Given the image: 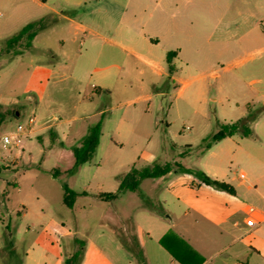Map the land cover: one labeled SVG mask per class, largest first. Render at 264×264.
<instances>
[{
  "label": "rangeland",
  "instance_id": "374dc122",
  "mask_svg": "<svg viewBox=\"0 0 264 264\" xmlns=\"http://www.w3.org/2000/svg\"><path fill=\"white\" fill-rule=\"evenodd\" d=\"M193 3L197 37L183 44L194 58L189 66L185 59L176 63L178 80L160 76L155 67L131 58L120 70L112 96H99L92 87L84 92L86 102L93 95L100 107L114 106L113 117L121 118L122 130L114 143L103 139L92 159L77 168L73 149L80 147L98 117L58 126V121L52 120L48 129L37 132L38 124L36 131L19 135L5 148L1 143L3 136L15 134L17 124L25 123L31 114L27 106L32 90L29 57L16 54L26 47V41L13 48L7 42L27 23L39 22L48 13L35 7L31 0H0V168L4 169L0 174V264L19 263L20 258H14L13 253L24 258L28 251L37 250L36 244L45 237L58 238L62 252L68 253L70 245L63 247L67 240L60 239L63 224L71 238L87 244L97 238L101 222L114 220L116 213L129 227V220H133L134 234L142 240L148 235L158 238L162 228L170 229L180 232L190 248L204 245L207 255H214L229 242L214 240L219 231L216 228L188 227L178 216L174 200L164 191L166 182L160 179H145L138 192L123 191L112 202L93 195L118 192L120 178L132 167L178 162L192 174L212 166L236 172L246 168L238 160L231 165L233 145L228 141L213 145L216 158L205 155L206 145L221 125L235 123L250 112L258 114L251 124L253 134H238L239 139L264 145V41L240 39L244 33L249 37L263 35L264 0ZM181 6L184 10L185 3ZM54 21L55 18L44 17L42 29L46 30L36 45L41 49L47 46L58 54L63 52L59 40L66 35L62 27L51 25ZM225 37L228 51L219 55L218 46ZM160 53L153 57L155 63H159ZM56 86L53 82L50 93H55ZM161 91L168 94L158 95ZM70 92L66 91L65 100L71 102ZM140 96L150 97L127 103ZM17 109L22 113L15 120L13 113ZM76 127H80L79 132ZM55 169L60 171L57 178L50 174ZM63 184L92 196H79L73 209H68L63 204ZM242 199L252 204L260 201L256 196ZM117 230L125 235L122 224L117 225ZM205 230L213 232L211 239L204 236ZM245 239L251 242L247 235ZM87 253H91L89 248Z\"/></svg>",
  "mask_w": 264,
  "mask_h": 264
},
{
  "label": "crops",
  "instance_id": "0c3cea01",
  "mask_svg": "<svg viewBox=\"0 0 264 264\" xmlns=\"http://www.w3.org/2000/svg\"><path fill=\"white\" fill-rule=\"evenodd\" d=\"M31 2L48 13L40 21L44 17L55 18L51 25L62 27L66 35L59 40L62 53L55 54L47 46L41 49L36 45V40L46 29L40 30L32 40L30 48H21L16 53L23 58L29 57V86L32 90L27 106L38 117L37 132L50 128L52 120L58 121V126L98 117V121L102 119L103 122L100 144L103 139L114 143L116 135L122 130L121 118L113 117L114 106L100 107L93 95H89L90 101L86 102L84 92L88 87H92L99 96H112L120 70L131 58L155 67L160 76L166 75L170 79L178 80L176 63L185 59V65L189 66L194 58L193 52L187 51L183 43L197 37L193 25L196 20V4L193 2L196 3L197 0ZM182 2L185 3L184 10ZM262 33L263 35L258 34L257 37L240 34V39L261 42L264 41V30ZM226 41L225 37V41L218 46L219 55L227 54ZM40 50L46 53L43 54ZM159 51L160 61L155 63L153 57ZM65 66L66 70L63 69ZM53 82L57 85L56 91L50 93ZM69 90L71 96L68 98L71 102L65 100L66 91ZM167 94L165 91L158 93L160 96ZM149 97L128 99L127 103ZM21 113L17 109L14 119L18 120ZM79 128L76 127V132L80 131ZM244 139H239L237 134L217 142L214 147L225 141L231 142V165L238 160L246 168L236 172L212 166L202 171L211 179L230 185L232 193L202 184L189 168L186 169L190 173L173 171L174 175L171 172L159 178L166 182L164 191L174 200L178 216L183 218L188 227H213L219 230L214 240H229L214 255H207L204 245L190 248L185 255L188 264H264V145L244 143ZM214 147L206 150L205 157H217L213 152ZM154 180L156 179L152 181ZM156 184L158 185L157 182ZM82 192L87 191L79 193ZM89 194L91 196L92 193ZM245 196H256L260 201L252 204L242 199ZM154 213L158 216V212ZM129 221L130 227L116 213L114 220L101 222L97 238L87 244L83 240L85 247L80 264H179L160 241L167 234H172V240L176 243L179 239L184 240L185 237L180 232L162 228L158 238L148 235L146 240H142L134 234L133 220ZM118 224H122L125 235L118 232ZM62 229L64 233L60 235V239L67 240L63 247L70 245L68 253L62 252L64 249L58 238L50 240L45 237L41 244H36L38 249L28 251L24 258L20 253H13L14 258H20L17 264H65V260L74 250V240L77 238L70 237L71 232L64 224ZM203 232L206 238L211 239L209 237L213 232ZM245 235L251 238V242H247ZM88 248L91 253H87ZM223 252H226L224 256H220Z\"/></svg>",
  "mask_w": 264,
  "mask_h": 264
},
{
  "label": "trees",
  "instance_id": "16d2710c",
  "mask_svg": "<svg viewBox=\"0 0 264 264\" xmlns=\"http://www.w3.org/2000/svg\"><path fill=\"white\" fill-rule=\"evenodd\" d=\"M43 27V20L39 22L29 23L24 26L21 31L11 37L7 45L9 48H13L15 44H19L22 41H26V49L31 47L32 40L40 32ZM15 112L13 117H15ZM258 119V114L252 112L248 113L247 116L235 123L221 125L218 132L211 136L210 142L206 145V149H210L215 143L234 135L240 134L243 137H249L253 134L251 124H253ZM102 119L98 121L95 125L90 127L89 134L83 138L80 147L73 149V154L76 160L77 168L89 162L97 147L100 144V138L102 135ZM3 168H0V173ZM180 173H190L189 169L181 166L178 162L167 163L165 165L153 164L143 168L132 167L131 170L120 178V187L116 193H98L94 196L105 202H112L115 200L119 193L123 191L138 192L140 190V184L145 179H159L169 173L176 171ZM54 178H57L60 174L58 169L50 172ZM202 184L206 186H212L218 190L227 191L232 193V187L224 182L211 179L204 172L193 173ZM63 204L68 209H73L76 200L79 196H89L87 192L79 193L71 189L67 184H63ZM92 196V195H91ZM173 235H165L160 243L161 245L172 255V257L179 264H188L185 261V255L188 253L190 247L183 239H179L176 242L172 240ZM75 249L72 251L70 256L65 260V264H80L84 254L85 241L81 239L74 240Z\"/></svg>",
  "mask_w": 264,
  "mask_h": 264
},
{
  "label": "built area",
  "instance_id": "2783aa9c",
  "mask_svg": "<svg viewBox=\"0 0 264 264\" xmlns=\"http://www.w3.org/2000/svg\"><path fill=\"white\" fill-rule=\"evenodd\" d=\"M38 126V119L35 115L34 111H31L29 114L27 121L25 123H19L16 126V132L13 135H5L3 136L1 143L5 148L7 145L11 144L14 138H18L21 134H30L36 130Z\"/></svg>",
  "mask_w": 264,
  "mask_h": 264
}]
</instances>
